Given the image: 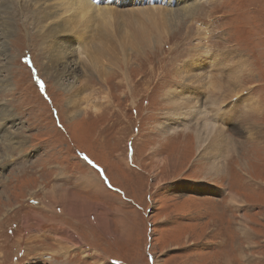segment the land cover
Returning <instances> with one entry per match:
<instances>
[{
    "label": "rangeland",
    "instance_id": "rangeland-1",
    "mask_svg": "<svg viewBox=\"0 0 264 264\" xmlns=\"http://www.w3.org/2000/svg\"><path fill=\"white\" fill-rule=\"evenodd\" d=\"M3 1L0 264H264V0H177L193 13L96 24L90 51L47 34L51 0Z\"/></svg>",
    "mask_w": 264,
    "mask_h": 264
},
{
    "label": "bare ground",
    "instance_id": "bare-ground-1",
    "mask_svg": "<svg viewBox=\"0 0 264 264\" xmlns=\"http://www.w3.org/2000/svg\"><path fill=\"white\" fill-rule=\"evenodd\" d=\"M53 1V2H52ZM57 1V0H56ZM63 3L65 2V6L62 8V6L60 7L61 9L59 11L56 10V12H52V11H47L48 7L55 4L56 2L54 0H51L49 3L45 4V1H43V4H45L44 6H42L38 11L34 10V13L36 18L38 16V13H43L42 17L44 19H47L49 17L54 16L55 18L61 19V22L59 24V26L54 30V31H47V34H51L54 33L56 31H59V33H64L67 32L65 31L67 28H70L71 31L75 32V31H80V35L78 36V41L80 42L79 46L84 48V50H88L90 51L91 49H89L90 46V41L86 39L87 34H90L94 28L97 29V25L98 24V30H99V36L97 38V40H99V43H102L103 41H105V39L107 38L108 40H112L115 39L116 37H118L116 35L117 31L114 30L111 33H107L106 31H109L108 28L110 27L109 25H116L118 27V29L124 28V30L126 29L128 32V30H132L133 32H135L139 35V34H144V17H147L149 15H154L156 17L157 14H159L160 16H164L166 18H168L167 21H174L172 20V18L174 19H178L182 16H186L188 14H192L194 8V4L193 5H189L188 1H185V4L183 3L181 6V3L179 2L176 7H173L172 4L177 1V0H172L171 3L169 2V4H166L168 2V0H164L165 2L163 3V0L160 2L158 0H151V2H155L157 6L155 5H149V6H141L137 3L138 6L140 7H133L131 9H128V13H124L123 12V8L120 7L121 5L119 3H121L124 0H61L60 2ZM126 1V0H125ZM144 1H148V0H144ZM5 1L1 2L0 4V9L1 10H6V13L11 15L10 18V23L11 26L9 24L6 25V29L7 32L3 31V36L6 37L8 35V31L10 33H13V22H14V16L10 13V9L9 7H6L4 4ZM115 4V5H120V6H112L111 4ZM128 3V2H126ZM166 5L167 8H164ZM180 5V6H179ZM34 6V4H33ZM32 7V6H31ZM30 7V8H31ZM59 7V5H58ZM173 8V9H172ZM59 9V8H58ZM132 12L135 14V18L134 20H131L126 26H122L123 24H120L117 19L121 17L122 13L124 14V17L127 19V17H129L130 15H132ZM45 13V14H44ZM137 15V16H136ZM143 16V18H140L139 16ZM152 18V17H151ZM165 18V19H166ZM150 19V17H149ZM151 21V20H149ZM177 21V20H176ZM115 22V23H114ZM152 22V21H151ZM163 22V21H162ZM161 22V23H162ZM166 22V21H165ZM164 22V23H165ZM154 23V22H152ZM163 24V23H162ZM105 26V30L102 28V26ZM111 25V26H112ZM147 25V23H146ZM159 25V24H158ZM115 26V27H116ZM149 26V25H148ZM151 26V25H150ZM170 26V25H169ZM154 27V25H153ZM146 28V27H145ZM156 28V27H155ZM171 28V27H170ZM151 29V28H149ZM146 30V29H145ZM152 30V29H151ZM155 30V29H154ZM149 31V30H147ZM159 31V30H158ZM123 32V31H122ZM165 32V31H164ZM124 33V32H123ZM131 33V31H130ZM153 33V32H152ZM152 33H148L149 35H152ZM161 33V32H160ZM159 33V34H160ZM129 35V32H128ZM132 35V34H131ZM145 35V34H144ZM143 35V36H144ZM119 36H121V33H119ZM129 37V36H128ZM150 37V36H149ZM148 38V37H147ZM132 39V38H131ZM128 40V39H127ZM141 42L143 41V39H140ZM148 41V40H147ZM130 42V41H129ZM140 42V43H141ZM145 42V41H144ZM150 42V41H149ZM152 43V41H151ZM66 44V42H65ZM128 44V43H126ZM142 45V44H140ZM68 46V45H67ZM144 46V45H143ZM121 47V46H120ZM130 47V46H129ZM134 47V46H133ZM68 48V47H67ZM66 48V49H67ZM91 48L93 49H97V44H95L93 47L91 46ZM138 48V47H136ZM144 48V47H143ZM2 49L4 50V47H2ZM70 50V49H69ZM75 50V49H74ZM94 50V53H95ZM80 53V52H79ZM88 54V53H86ZM96 57L97 54H93V58H91V62L92 63H97L96 61ZM55 58V56H54ZM81 59V58H80ZM99 59V56H98ZM82 60V59H81ZM211 60V59H210ZM103 63V62H102ZM194 65V64H193ZM208 65V67H210L211 63L210 61L207 62L206 66ZM85 66V65H84ZM87 66V65H86ZM85 66V67H86ZM98 66V64H97ZM96 66H94L95 68ZM197 67V66H196ZM97 70V68L95 69ZM203 70L205 71V81H209L211 79L215 80L216 77H214L215 73L209 71L207 69V67H204ZM74 71L76 72L77 70L74 69ZM99 71V70H98ZM89 72V71H88ZM189 72V71H188ZM71 73H74L73 71ZM53 74L55 76H59V72L56 70L55 72H53ZM198 76V75H197ZM199 77V76H198ZM197 77V78H198ZM201 78V77H200ZM202 79V78H201ZM204 79V77H203ZM221 79V78H220ZM200 81V80H199ZM201 82V81H200ZM199 82V83H200ZM216 83V82H215ZM229 85V84H228ZM232 87V86H231ZM234 88V87H233ZM212 89V88H211ZM234 90V89H233ZM239 90V89H238ZM192 91V90H191ZM236 96V95H235ZM190 97V96H189ZM187 98V97H186ZM189 108V107H188ZM194 106H192L191 108H189L187 111H181L183 114L182 116H185L186 118L192 114L191 111H193ZM180 112V113H181ZM203 112V111H201ZM188 115V116H187ZM176 116V115H175ZM181 116V115H180ZM179 116V117H180ZM201 116V115H200ZM178 117V118H179ZM205 120V119H204ZM200 121V120H199ZM197 120V122H199ZM193 122V121H192ZM196 122V121H195ZM204 122V121H203ZM173 123V122H172ZM195 125V123H194ZM180 127V126H179ZM195 130H194V134H195V141L196 144H198V148H201L200 152L203 151L204 147L208 144L211 143V136L214 135L216 136L218 134V125L213 123V122H209V121H205V123L201 124V125H195ZM220 133V132H219ZM213 137V136H212ZM215 145H216V141L213 140L212 141ZM212 145V144H211ZM212 148V146H211ZM207 149V148H206ZM205 151V150H204ZM3 158H5V156H3ZM2 158V159H3ZM4 162V159L0 161V163ZM211 168V167H210ZM63 197V196H62ZM61 197V198H62ZM225 262V261H224Z\"/></svg>",
    "mask_w": 264,
    "mask_h": 264
},
{
    "label": "snow or ice",
    "instance_id": "snow-or-ice-1",
    "mask_svg": "<svg viewBox=\"0 0 264 264\" xmlns=\"http://www.w3.org/2000/svg\"><path fill=\"white\" fill-rule=\"evenodd\" d=\"M41 87H43V85H41Z\"/></svg>",
    "mask_w": 264,
    "mask_h": 264
}]
</instances>
